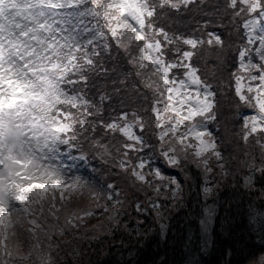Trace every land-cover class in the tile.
Wrapping results in <instances>:
<instances>
[{"label": "snow or ice", "instance_id": "1", "mask_svg": "<svg viewBox=\"0 0 264 264\" xmlns=\"http://www.w3.org/2000/svg\"><path fill=\"white\" fill-rule=\"evenodd\" d=\"M204 3L205 0H0V264H10L4 257L27 260L33 255L34 264H54L50 254L40 251L41 234L51 240L49 229L59 228L58 224L45 227L40 223L46 219V202L48 214L58 221L57 194L63 201L87 190L94 200L100 198V193L78 179H64L63 166L55 162L61 145L74 147L73 141L89 126L93 132L99 127L105 136L112 134L111 147L102 140H92V147L99 150L101 157L112 156L114 147L119 156L127 158L129 152H140L149 145L139 134L146 127L136 110L121 112L106 122L101 106L110 97L101 94L99 104H93L84 94L90 74L108 71L94 57L105 51L111 54L112 42L130 66L114 83L123 85L135 76L152 93V105L144 111L153 114L155 127L161 129L157 133L161 155L170 162L178 154L204 161L207 155H221L220 145L228 137L218 141L207 127L217 120L216 94L191 61L205 45L223 50L224 41L215 32L206 31L207 23L197 29L202 32L200 37L170 33L159 23L168 18L169 11L179 12ZM223 11L232 16L233 22L246 17L241 19L240 27L247 44L238 51V71L231 75L238 101L254 108L256 114L242 118V130L237 135L245 144L255 136L262 149L260 154L264 155V34L259 36V47L255 49L258 62L251 58L253 50L248 47L256 43L255 33L264 22V0H224ZM88 17L96 23H85ZM85 35L87 39L82 40ZM98 40L105 41L102 47ZM181 69L182 78L173 71ZM191 86H195L194 90ZM132 90L148 99L135 81ZM161 103L162 109L158 107ZM169 112L166 117L162 115ZM121 147L126 151L121 152ZM119 156L113 157V167H131L128 159ZM138 159L130 176L143 183L146 173L135 168L147 166ZM107 198L111 200L112 196ZM91 215V211L83 213L85 217ZM78 219L82 218L74 212L65 218V223L76 228ZM25 223L30 225L27 231L36 243L27 256H18L21 245L13 238L17 236L16 226L23 227ZM59 231L64 232L62 228Z\"/></svg>", "mask_w": 264, "mask_h": 264}, {"label": "trees", "instance_id": "2", "mask_svg": "<svg viewBox=\"0 0 264 264\" xmlns=\"http://www.w3.org/2000/svg\"><path fill=\"white\" fill-rule=\"evenodd\" d=\"M223 4L224 0H205L204 4L192 5L189 9L169 11L168 18L159 21L170 33L197 37L202 35L197 29L207 23L206 31L215 32L224 41L223 50L205 45L191 61L198 75L216 94L217 120L209 123L208 128L218 141L228 137L220 145L221 155L216 158L207 155L204 161L178 154L174 162L160 155L157 133L161 129L155 127L153 114L144 111L152 105V93L135 76L126 84L114 83L130 66L112 42L111 54L105 51L94 57L108 71L90 74L84 94L93 104H99L101 94L110 97L101 106L102 119L106 122L121 112L136 110L144 118L146 127L139 134L149 145L140 152H129L127 159L131 167L126 166V170L113 167L116 163L113 157L119 154L112 147V156L104 157L106 164L102 170L101 155L92 147V140H102L111 147L112 134L105 136L99 127L93 132L89 126L73 141V153L86 155L85 161L91 159L86 170L89 184L86 181L84 184L100 193V198L94 200L87 190L82 195L75 193L66 203L57 198L58 221L48 214L46 202V219L40 223L45 227L49 223L58 224L64 230L61 234L59 228L49 229L51 240L41 234L40 251L50 254L54 264H250L264 256V158L260 157L262 149L252 138L245 144L237 135L242 130V118L254 108L238 101L231 75L238 71V51L247 44L240 27L241 19L246 17L233 22L231 15L224 14ZM97 43L102 47L105 41ZM256 45H248L252 54ZM181 48L187 46L181 45ZM173 71L182 78V69ZM133 81L147 95V100L133 92ZM163 105L158 107L162 109ZM120 151L126 149L121 147ZM138 157L149 161L145 169H139L146 173L147 180L143 183L130 176ZM135 170L140 172L138 168ZM108 195L112 196L111 200ZM151 203L158 205L154 207ZM81 210L91 211L93 215L85 217ZM74 212L82 218L75 221L79 225L76 228L65 223V218ZM92 223L96 225L92 227ZM28 227L27 223L16 226L17 236L13 240L21 245L18 256H27L36 243ZM13 254L17 256L15 249ZM4 259L10 264H34L36 256L27 260Z\"/></svg>", "mask_w": 264, "mask_h": 264}, {"label": "rangeland", "instance_id": "3", "mask_svg": "<svg viewBox=\"0 0 264 264\" xmlns=\"http://www.w3.org/2000/svg\"><path fill=\"white\" fill-rule=\"evenodd\" d=\"M85 23L94 24V23H96V21L93 20L91 17H88V18L85 19ZM114 24H115V22H114ZM262 34H264V24H261L259 26V28L257 29L256 33H255V35L257 36V41H256V44L257 45H256V48L259 47V36L262 35ZM81 39L82 40H86L87 39V35L81 37ZM251 58L254 59L257 62L259 61V57L255 54V52H253V54H251ZM191 87L194 90L195 86H191ZM124 91L128 95H130V96L132 95L128 90H124ZM251 114H256L255 113V109L254 110L253 109L250 110L247 115H251ZM162 115L166 117V116H168V113H164ZM208 130H209V128H208ZM251 138H252L254 144L258 145L256 143V137H251ZM157 150L160 152L159 147L157 148ZM72 151H73V147L71 149H69L67 146L61 145L60 146V153L58 154L57 159H56L55 162L56 163H60L63 166V168H64L63 175H64V179L65 180L71 181V180L78 179L81 183H84L86 181V184H89V181L87 180L86 170L90 168V164L91 163H89V162L91 161V159L89 158L88 161H85V159L84 160H81V159H79V157L85 156V158H87V156L86 155H83V154H75ZM97 154H100V152H97ZM260 157L264 158V155H260ZM127 158H125L123 156L120 157V159H127ZM100 161H101L100 169L103 170V168H104V166L106 164L105 163V158L104 157H101L100 158ZM139 162H140L139 159L137 161H135V165H136V163H139ZM147 162H149V161H147V160L144 161L145 164ZM138 170H139V168H138ZM155 170H157V169L155 168ZM204 171H207V170L205 169ZM153 182H150L149 184L152 185ZM49 196L51 197V195H49ZM73 196H75V194H73L70 198L65 199V200L62 201V200L59 199V194H57V198L59 199L58 201L61 202V203L69 202ZM151 204L154 207H157V205H158V203H155V204L154 203H151ZM38 207L39 206H37V208ZM85 211L86 210H81L82 215H83V213ZM98 222H100V221L98 220ZM95 225H96V223H92V227H94ZM263 262H264V256H260L257 260L251 262L250 264H262Z\"/></svg>", "mask_w": 264, "mask_h": 264}]
</instances>
